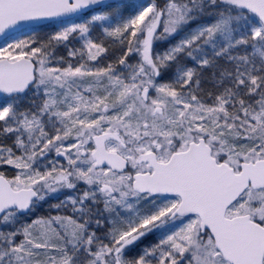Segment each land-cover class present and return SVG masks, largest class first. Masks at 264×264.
<instances>
[{
    "label": "snow or ice",
    "instance_id": "snow-or-ice-1",
    "mask_svg": "<svg viewBox=\"0 0 264 264\" xmlns=\"http://www.w3.org/2000/svg\"><path fill=\"white\" fill-rule=\"evenodd\" d=\"M0 264H264V0H0Z\"/></svg>",
    "mask_w": 264,
    "mask_h": 264
}]
</instances>
